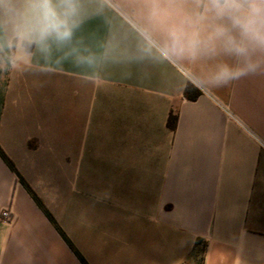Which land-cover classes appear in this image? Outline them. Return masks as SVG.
Here are the masks:
<instances>
[{"label": "crops", "instance_id": "crops-1", "mask_svg": "<svg viewBox=\"0 0 264 264\" xmlns=\"http://www.w3.org/2000/svg\"><path fill=\"white\" fill-rule=\"evenodd\" d=\"M88 7L70 46L0 51V264H264V52L216 87L234 56L168 55L142 0Z\"/></svg>", "mask_w": 264, "mask_h": 264}, {"label": "clouds", "instance_id": "clouds-1", "mask_svg": "<svg viewBox=\"0 0 264 264\" xmlns=\"http://www.w3.org/2000/svg\"><path fill=\"white\" fill-rule=\"evenodd\" d=\"M142 9L173 58L195 60L223 51L237 59L235 66L216 67L213 86L223 87L258 67L252 57L264 52V0H142ZM88 15V0H0V51H11L13 68L29 65L33 48L48 55L53 45L70 46Z\"/></svg>", "mask_w": 264, "mask_h": 264}, {"label": "trees", "instance_id": "trees-1", "mask_svg": "<svg viewBox=\"0 0 264 264\" xmlns=\"http://www.w3.org/2000/svg\"><path fill=\"white\" fill-rule=\"evenodd\" d=\"M185 93H186V97L188 99H190V100H194L200 95V91L197 90L192 84H188ZM175 120H176V118H174V121ZM0 155L8 163V165L12 169H14V166H13L12 162L7 158V156L4 154V152L1 150V148H0Z\"/></svg>", "mask_w": 264, "mask_h": 264}, {"label": "built area", "instance_id": "built-area-1", "mask_svg": "<svg viewBox=\"0 0 264 264\" xmlns=\"http://www.w3.org/2000/svg\"><path fill=\"white\" fill-rule=\"evenodd\" d=\"M1 218L6 221H12L13 220V213L11 209H3L1 212ZM199 260L202 261V255L198 256Z\"/></svg>", "mask_w": 264, "mask_h": 264}]
</instances>
